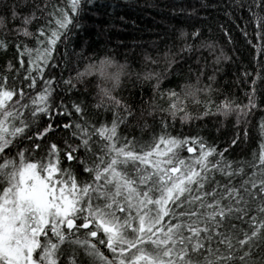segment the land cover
I'll return each mask as SVG.
<instances>
[{
	"label": "snow or ice",
	"instance_id": "obj_1",
	"mask_svg": "<svg viewBox=\"0 0 264 264\" xmlns=\"http://www.w3.org/2000/svg\"><path fill=\"white\" fill-rule=\"evenodd\" d=\"M262 6L264 0L249 6L257 35L264 20ZM71 7L78 13L81 0H71ZM8 11L13 19L19 15L15 5ZM34 16V12L25 15L24 26L17 31L33 35L27 25ZM4 22L0 16V25ZM70 23L60 9L55 19L58 29L67 31ZM59 30L49 27L50 34L45 39L38 36L35 48L17 45L20 55L28 57L27 88L35 87L53 59ZM37 32L45 35L43 26ZM6 47V41L0 40V48ZM20 64L23 68L24 61ZM260 78L257 71L252 84ZM53 80H45L40 91L29 95L23 88L8 87L7 76L0 77V264H264V143L258 159L254 154L251 161H240L233 168L223 152L217 153L199 135L179 137L164 131L142 143L121 138L115 115L111 126L101 122L96 127L83 115V102L72 101L81 122L69 121L63 128L71 129L78 142L65 140L63 149L56 143L42 145L33 137L45 136L52 123L29 135L31 125L40 115L51 117L54 109L71 115L53 92L76 88L71 77L55 84ZM188 89L187 94L199 90L193 85ZM168 95L179 99L175 91ZM247 95L245 105L223 104L225 111L237 110L238 124L241 114L246 116L257 106L256 88ZM108 97L113 105L120 103ZM171 108L179 110L175 101ZM206 114L207 109L202 115ZM187 118L186 113L182 119ZM93 135L100 138L96 150ZM24 141L29 142L27 147L22 146ZM185 148L195 155L182 156ZM78 149H83L82 156ZM214 153L216 158L210 160ZM61 155L78 163L86 178L62 164ZM244 164L252 168L250 173H245ZM215 172L227 183L216 180ZM237 176L240 179L233 184ZM100 246L110 251L111 259Z\"/></svg>",
	"mask_w": 264,
	"mask_h": 264
},
{
	"label": "trees",
	"instance_id": "obj_2",
	"mask_svg": "<svg viewBox=\"0 0 264 264\" xmlns=\"http://www.w3.org/2000/svg\"><path fill=\"white\" fill-rule=\"evenodd\" d=\"M254 3L255 0H92L88 4L81 0L82 7L77 13L72 11L71 0H0V16L5 17L4 24L0 25V40L7 43L6 48H0V77L7 76L8 87L23 88L29 95L40 91L45 80L54 78L55 84L62 79H73L76 88L71 92H61L60 88L53 92L58 98L56 102L62 98L71 115L57 114L58 110L54 109L51 117L40 115L31 125L29 135L52 123V129L45 136L33 137L42 145L56 143L63 149L65 140L78 142V138L71 137V129H64L63 124L81 122L80 114L71 108V102L82 101L83 115L96 127L101 122L111 126L115 115L121 138L142 143L164 131L179 137L199 135L214 145L217 153L223 152L235 168L240 166V161H251L254 154L258 159L264 143L261 132L264 121V20L260 22L257 35V24L249 11V6ZM12 5L19 13L15 19L8 11ZM60 9L71 20L67 31L59 30L55 24ZM259 11L264 15V6ZM33 12L35 16L27 25L33 35L24 36L17 29L24 26L23 17ZM53 12L55 15H50ZM42 26L44 36L37 32ZM49 27L60 31L53 46V59L49 60L43 75L37 77L35 87L29 89L26 83L30 81H24L28 57L20 55L17 45L21 49L24 45L35 48L36 38L45 39L50 34ZM257 46L262 50L258 51ZM104 54L124 61L130 69L121 87L111 94L120 101L118 105H113L109 97L97 95L95 78L89 77L82 82L74 79L84 64ZM21 60L24 61L23 68ZM17 69H20L19 75H16ZM257 71L261 78L253 85ZM188 85L199 90L187 94ZM253 87L256 88L257 106L246 116L241 114L238 124L237 110L225 111L223 104H247V93ZM169 91H175L179 99L169 97ZM173 101L179 110L171 108ZM206 109L207 114L202 115ZM186 113L188 118L182 119ZM164 125H167L166 129ZM233 139L235 144L231 143ZM92 140L93 150H96L100 138L93 135ZM28 143L24 141L22 146L27 147ZM193 146L198 151V146ZM77 154L82 156L83 149H78ZM181 155L190 158L195 153H188L185 148ZM215 158L216 153L209 157L210 160ZM61 163L86 178L78 163L67 161L63 155ZM243 167L245 173L252 171L248 164ZM213 175L221 184L227 183V178L219 172ZM239 179V176L235 177L233 184ZM100 247L111 259L110 251Z\"/></svg>",
	"mask_w": 264,
	"mask_h": 264
},
{
	"label": "clouds",
	"instance_id": "obj_3",
	"mask_svg": "<svg viewBox=\"0 0 264 264\" xmlns=\"http://www.w3.org/2000/svg\"><path fill=\"white\" fill-rule=\"evenodd\" d=\"M129 73V66L124 61L104 54L84 64L82 69L76 72L74 79L82 82L89 77L95 78L97 95L105 98L121 87Z\"/></svg>",
	"mask_w": 264,
	"mask_h": 264
}]
</instances>
